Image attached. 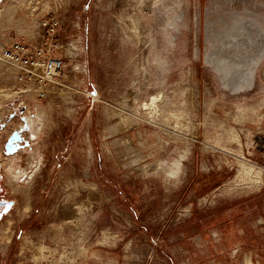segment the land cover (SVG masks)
<instances>
[{
	"label": "rangeland",
	"instance_id": "1",
	"mask_svg": "<svg viewBox=\"0 0 264 264\" xmlns=\"http://www.w3.org/2000/svg\"><path fill=\"white\" fill-rule=\"evenodd\" d=\"M49 17L60 77L1 110L0 264H264V0H0L9 37Z\"/></svg>",
	"mask_w": 264,
	"mask_h": 264
},
{
	"label": "built area",
	"instance_id": "2",
	"mask_svg": "<svg viewBox=\"0 0 264 264\" xmlns=\"http://www.w3.org/2000/svg\"><path fill=\"white\" fill-rule=\"evenodd\" d=\"M39 24L45 30L39 43L9 37L5 29H0V131L7 121L2 108H9L15 96L45 97L49 84L56 82L63 71V58L54 53L61 46L55 38L59 21L49 17ZM24 99L19 101V107L25 108Z\"/></svg>",
	"mask_w": 264,
	"mask_h": 264
},
{
	"label": "flooded vegetation",
	"instance_id": "3",
	"mask_svg": "<svg viewBox=\"0 0 264 264\" xmlns=\"http://www.w3.org/2000/svg\"><path fill=\"white\" fill-rule=\"evenodd\" d=\"M227 21H226L225 25L222 26L219 31H217V33L220 37H228L232 40H235L238 38V36L242 32L240 27H235L239 23V19H235V20L231 19L230 23H229V21L228 22ZM3 146H4V144H3ZM3 146H2V152L4 150ZM21 150L22 149H19L18 151H21ZM15 154H8L7 156L13 157ZM2 179H3V175H2V170L0 167V220L5 215H7L11 211L12 208H14V201L5 197Z\"/></svg>",
	"mask_w": 264,
	"mask_h": 264
},
{
	"label": "water",
	"instance_id": "4",
	"mask_svg": "<svg viewBox=\"0 0 264 264\" xmlns=\"http://www.w3.org/2000/svg\"><path fill=\"white\" fill-rule=\"evenodd\" d=\"M24 143L25 141L21 135V132L19 130L13 131L4 143L3 152L6 155L12 154L18 151Z\"/></svg>",
	"mask_w": 264,
	"mask_h": 264
},
{
	"label": "bare ground",
	"instance_id": "5",
	"mask_svg": "<svg viewBox=\"0 0 264 264\" xmlns=\"http://www.w3.org/2000/svg\"><path fill=\"white\" fill-rule=\"evenodd\" d=\"M227 18H229V17H227ZM226 21H227V19H225V18H223V16L222 15H220L219 17H218V21L216 22V24L218 25V27H220V28H218L217 29V31H219L220 29H221V27L226 23ZM129 24L132 26V27H136V24L137 23H135V21L131 18V17H129ZM131 27V28H132ZM138 27V26H137ZM134 29V28H133ZM135 30V29H134ZM216 31V32H217ZM210 35V34H209ZM15 153V152H14ZM14 153H12V154H14ZM252 167L250 166V169H251ZM249 169V170H250ZM25 173V169L22 171V173L21 174H24ZM244 264H252V261H251V259L249 258V256H246L245 257V259H244Z\"/></svg>",
	"mask_w": 264,
	"mask_h": 264
},
{
	"label": "crops",
	"instance_id": "6",
	"mask_svg": "<svg viewBox=\"0 0 264 264\" xmlns=\"http://www.w3.org/2000/svg\"><path fill=\"white\" fill-rule=\"evenodd\" d=\"M4 141H5V139H4V140L2 141V143H1L2 146H3V144H4ZM1 151H2V149H1ZM17 152H18V151H16L15 153H17ZM15 153H14V154H15Z\"/></svg>",
	"mask_w": 264,
	"mask_h": 264
}]
</instances>
